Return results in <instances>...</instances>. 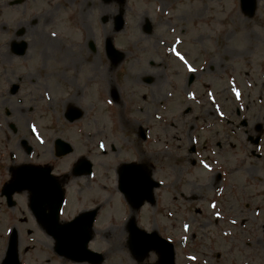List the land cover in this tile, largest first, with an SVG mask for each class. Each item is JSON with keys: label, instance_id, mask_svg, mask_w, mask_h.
I'll return each mask as SVG.
<instances>
[{"label": "flooded vegetation", "instance_id": "obj_1", "mask_svg": "<svg viewBox=\"0 0 264 264\" xmlns=\"http://www.w3.org/2000/svg\"><path fill=\"white\" fill-rule=\"evenodd\" d=\"M237 13L264 26V0H254L253 10L242 9L240 0H0V264H159L154 250L143 258L131 254V228L170 236L180 216L188 221L184 232L193 230L188 240H172L174 264H258L264 121L258 114L249 121L239 103L218 113L211 102L214 113L204 117H223V124H210L209 138L191 136L184 151L183 137L170 133L176 116L198 119L196 96L205 98L210 87L215 103L218 90L228 94L222 101L239 99L240 68L227 71L221 58L214 69L210 59L220 49L240 63ZM182 101L189 108L180 113L175 106ZM118 117L128 126L124 136ZM153 118L161 120L164 158L167 211L160 213L156 194L154 204L137 207L140 198L128 202L123 189V164L154 178ZM200 164L212 167L210 201L186 182L179 192L169 182L170 167L183 175ZM22 167L34 170V179L26 178L34 191L6 188ZM83 212H94L93 224L102 225L89 241L101 255L97 263L75 259V235L61 236L70 245L58 250L51 235ZM159 218L166 219L161 229ZM14 237V255L7 254Z\"/></svg>", "mask_w": 264, "mask_h": 264}, {"label": "rangeland", "instance_id": "obj_2", "mask_svg": "<svg viewBox=\"0 0 264 264\" xmlns=\"http://www.w3.org/2000/svg\"><path fill=\"white\" fill-rule=\"evenodd\" d=\"M236 16H237V27H238V35H237L238 47L237 49L239 53L240 63L237 64L235 61H227L225 59V56L222 53V50L220 49H217L215 52L211 53L212 56L210 57V59L214 61V64H213L214 69L217 68L218 64L224 63L223 61H221V58H223L225 61V65L227 66V71H229L231 67H235V66H238L240 68V77L239 78L235 77V80H236L237 86L241 89L242 98H241L240 103L243 107L242 110H245V116L250 117L249 121L255 120L253 114L254 115L258 114L259 120L264 121V118H263L264 116L263 115L264 113V63L262 62V59H261L262 55L264 54V46L261 45L262 40L264 38L263 29H262L264 26H262L260 22L255 24V20L253 22L246 23L245 20H243L240 17L239 13H237ZM150 42H152L153 44L155 43L153 38L150 40ZM247 61H250V62L253 61L254 64L250 65ZM256 61L258 62L257 64H255ZM221 86L224 88L225 84L223 83L221 84ZM226 86L230 87L229 83H227ZM209 90L210 91L212 90L214 92L216 89L210 87ZM221 95L225 96L228 94L225 93L224 91L218 90V93L215 95L217 100H219L218 105L226 106L227 108H230L231 106L230 101L228 100L222 101ZM211 102L208 101L207 97L202 98V96H200V100L196 104L197 113H198L197 120L193 118L194 115H190V114H187L186 116H180V117L176 116L177 118H179V120L176 119V117H174V119H176V122H175V126L170 127V130H171L170 133L173 134L174 138H176V136L183 137L184 151L186 148L189 147V144H191V140H190L191 136H196L199 133L200 135H202V137L209 138L210 135L213 134V131L209 129L211 126L210 124L220 125V123H223L221 118L217 119V118L204 117L203 114L214 113ZM186 104L183 103L175 107L178 108L179 111H181L183 108H186L185 107ZM149 108H151V106ZM259 109H263V110L259 112ZM117 110L119 114L120 110L118 108ZM131 115L136 116L135 114H131ZM23 119L24 118H21V121H23ZM180 120H182L181 124H180ZM118 121H119L118 122L119 129L122 133V136H124L125 135L124 133H126L128 126L125 121L119 120V117H118ZM169 122H171V120H169ZM133 125L134 127L136 126L135 123H133ZM192 129H195V130H192ZM155 137H158V139H156ZM151 142L152 143H151L150 152L153 153V175L155 179L156 178L160 179L161 177L164 176L163 171H162V167L164 166L163 164L164 158H162L163 156L160 154V151H162V145L159 139V133H157L154 136L151 135ZM182 171L184 170L179 167L178 168L170 167V170H169L170 178L174 176V179L170 180V182L173 183L179 178L181 182L188 183L186 185L189 187V189H191L193 192L199 195L198 197L199 199H201L202 195H205L204 193L210 196V193L212 191V184H211L212 178H210L211 173H207L202 167H198L197 171L195 172L196 174L184 177V175L180 176L179 174V172H182ZM256 175L257 174L252 175V181H258ZM202 185L205 186L204 189L202 188ZM224 188L227 189L226 183L224 184ZM162 194H163V191L159 190L157 193V196L161 195L160 197L164 198ZM178 207L182 208L181 206H178ZM187 209H190V208L188 207ZM192 215L194 216V218L198 220L197 216H195L194 214ZM182 218H183V222H188L185 216ZM176 227L177 229L180 230L181 224L177 225ZM181 235L187 236L188 233L185 234L182 231H180L178 235H174V237L175 239H180ZM260 246H261L260 241H258L257 243L258 249L256 248L255 249L261 250L262 248H260ZM257 259H258V264H264V252H259L257 254Z\"/></svg>", "mask_w": 264, "mask_h": 264}, {"label": "water", "instance_id": "obj_3", "mask_svg": "<svg viewBox=\"0 0 264 264\" xmlns=\"http://www.w3.org/2000/svg\"><path fill=\"white\" fill-rule=\"evenodd\" d=\"M242 1V5L245 6V4L248 2V0H241ZM84 244V243H83Z\"/></svg>", "mask_w": 264, "mask_h": 264}]
</instances>
